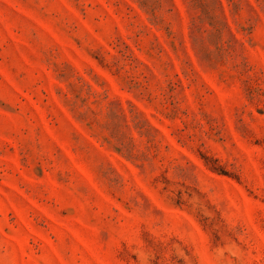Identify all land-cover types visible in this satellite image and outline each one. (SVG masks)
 I'll list each match as a JSON object with an SVG mask.
<instances>
[{
    "label": "rangeland",
    "instance_id": "374dc122",
    "mask_svg": "<svg viewBox=\"0 0 264 264\" xmlns=\"http://www.w3.org/2000/svg\"><path fill=\"white\" fill-rule=\"evenodd\" d=\"M0 264H264V0H0Z\"/></svg>",
    "mask_w": 264,
    "mask_h": 264
}]
</instances>
